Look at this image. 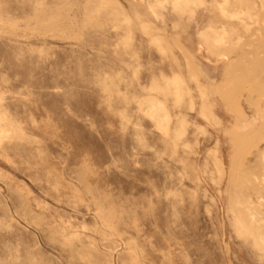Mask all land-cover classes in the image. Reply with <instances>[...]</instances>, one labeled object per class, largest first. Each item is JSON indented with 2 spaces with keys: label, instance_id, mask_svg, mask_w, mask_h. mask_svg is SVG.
<instances>
[{
  "label": "rangeland",
  "instance_id": "1",
  "mask_svg": "<svg viewBox=\"0 0 264 264\" xmlns=\"http://www.w3.org/2000/svg\"><path fill=\"white\" fill-rule=\"evenodd\" d=\"M0 264H264V0H0Z\"/></svg>",
  "mask_w": 264,
  "mask_h": 264
},
{
  "label": "bare ground",
  "instance_id": "2",
  "mask_svg": "<svg viewBox=\"0 0 264 264\" xmlns=\"http://www.w3.org/2000/svg\"><path fill=\"white\" fill-rule=\"evenodd\" d=\"M248 14H250L249 10H248Z\"/></svg>",
  "mask_w": 264,
  "mask_h": 264
}]
</instances>
